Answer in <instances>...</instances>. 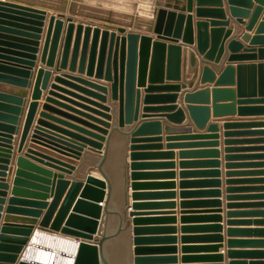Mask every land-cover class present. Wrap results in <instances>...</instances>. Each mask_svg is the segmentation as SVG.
<instances>
[{
	"label": "water",
	"instance_id": "95a60500",
	"mask_svg": "<svg viewBox=\"0 0 264 264\" xmlns=\"http://www.w3.org/2000/svg\"><path fill=\"white\" fill-rule=\"evenodd\" d=\"M226 1V9L223 0L158 2L156 4L163 7L156 8L152 24L146 28L154 37L126 31L123 26H112L113 24H108L111 23L110 19L105 20L101 25H93L75 23L70 16L65 17L61 14L48 16L40 62L46 67H53L56 60L57 68L61 70L68 69L70 72L85 74L88 78L63 74L55 77L54 81L74 86L77 89H79L77 85H83L82 87L87 88H80V90L99 101L71 93V97L86 101L85 103L91 105L78 104L77 106L74 102L76 107L80 106L86 111L75 110L86 120L74 119L90 130L78 128L68 122H62L63 126L79 130L85 137L65 129L59 128L58 130L87 143L92 151L101 155L99 164L95 167L99 176L87 172L81 180H76L74 177L65 178V174H70L74 169L73 166L78 165L83 149L73 142L56 138L38 127L31 129L37 105L35 101L39 98L40 80L43 78L45 82L51 73L49 69L37 65L30 100L24 101L26 111L18 136L17 148L19 152L22 150L31 132L29 135L31 145L40 143L53 149L63 155V159H60L63 162L49 158L44 160L42 157L34 156L29 150L24 153V157L18 156L17 169L12 181L11 195L13 197L9 199V204L16 203L20 207L10 205L6 208L7 215L0 226V264H32L22 261L21 255L35 229L49 230L77 240L78 246L73 264H112L105 245L116 234L128 229L129 224H131L129 228L131 264H158L161 261L175 263L174 256L168 258L141 256L147 252H173L175 248L172 246L146 248L143 245L147 242L172 243L174 238H144L141 236L146 231H172L173 229L138 226L144 221L164 220L165 218H140L138 215L145 214L136 212L143 206L162 204L137 202L146 194L137 192L145 185L137 182L143 174L136 170L148 164L136 162L145 154H139L136 151L138 146L135 144L134 132L127 134L116 128L114 129L116 132H122L124 136L129 135L127 149L129 153L126 155L129 163L125 165L124 177L126 198H130L131 202L126 206V209H129L126 217L110 207L113 182L103 170L102 163L107 151V129L110 128L108 121L111 115L109 114L110 106L103 105V103L107 100L105 95L109 93L111 106H114L117 111L116 125L118 128L137 119L141 98L143 105H146L142 108L143 113L172 112L165 116L180 121L183 117L182 107L178 108L174 104L176 92L180 89H184V99L189 103L185 108L188 109L192 121L197 126H203L208 117V108L203 106L207 105L208 93H211L213 97L211 104L213 117L222 115V111L234 114L235 104L253 105L239 107V115H264V62H246L256 58L264 59V48L254 46L264 43V35L259 34L264 33V23L258 26L252 37L244 32L239 35V38L248 44L247 46L235 37H230L231 30L226 28L230 21L228 16H230L234 18V23L241 24L245 31H250L259 7L255 8L253 16L246 23L243 19L247 15V8L251 6V0ZM255 2H264V0H255ZM192 11L196 17L194 20ZM0 16L12 19L9 20L12 22L0 19V23L9 26H0V45L6 47H0V82L3 83L0 87L13 91L11 94L0 93V119L2 120L0 141L5 143L3 152H0V161L7 163L9 149L13 147L12 135L15 132L18 133L21 123L23 97L29 88L26 78L29 76L30 68L34 67L33 60L38 52V40L41 38V27H43L46 16L43 11L9 2H0ZM62 29H64V36L61 37ZM59 40H61V48L57 52ZM225 50H228L227 57L220 64ZM216 64L219 65L218 68L214 66ZM195 82L201 86H195ZM44 85L43 83L42 87ZM54 87L56 86L52 85L50 88ZM142 92L143 95H141ZM48 94L52 95V92ZM222 98L230 99L232 103L217 104V101ZM45 101H51V98L47 97ZM160 101L172 104L148 106ZM65 107L72 109L67 105ZM45 108L47 106L43 105V110ZM63 115L73 117L68 114ZM39 116L52 120L44 112H40ZM92 121L96 124H91ZM225 121L224 127L228 126L227 121L231 120ZM36 123L40 126L55 127L42 119L36 120ZM249 123L264 125L263 121ZM151 127L158 129V122H142L138 125L137 131H149ZM209 128L215 129V126L212 124ZM103 142H105L104 145ZM31 145L30 148L34 147ZM207 153H216V151ZM25 157L58 172L40 168L41 166L30 163ZM86 157L87 155L81 159ZM1 167L3 170L6 169L4 165ZM9 175L10 173L6 177ZM0 177L5 176L2 173ZM5 185L0 183L2 187ZM128 188L131 190L129 194L127 193ZM3 193L0 192V195ZM157 195L159 194L150 196ZM17 196L27 197L30 200L19 199ZM47 198H50L49 202H46ZM111 214L119 216L115 233L107 231L108 217ZM217 228L215 226L213 229ZM201 247L216 248V246ZM229 254L236 255L237 253L229 252ZM209 258L216 260L215 264H222L221 255L201 259ZM228 264H244V262L230 261Z\"/></svg>",
	"mask_w": 264,
	"mask_h": 264
},
{
	"label": "crops",
	"instance_id": "0c3cea01",
	"mask_svg": "<svg viewBox=\"0 0 264 264\" xmlns=\"http://www.w3.org/2000/svg\"><path fill=\"white\" fill-rule=\"evenodd\" d=\"M0 2L28 6L43 11L46 16L43 27H41V38L38 40V52L35 54V60H33L34 67L30 68L29 76L26 78L29 88L23 97L21 105L23 112L21 114L19 130L17 134L15 132L12 135L13 139L11 143L13 147L9 149L7 163L0 161V175L3 173L5 176L0 177V183L6 184L5 187L0 186V192H4L3 195H0L1 226L7 215L6 208L10 205L20 207L16 203L9 204V199L12 196V181L14 172L17 169L18 156L24 157V153L29 150L34 156L42 157L44 160H46L45 158H49L57 162H63L60 160L61 158L63 159V155H60V153H57L53 149L43 146L40 143L31 145L29 142L31 132H29L22 150L19 152L17 148L18 136L26 111V103L24 104V101L27 102L30 100L31 87L34 83L37 65L49 69L51 73L45 82L43 78L40 80L39 98L35 101L37 105L31 129L38 127L56 138L73 142L83 149L78 160V165L73 166L74 169L71 170L70 174H65V178L71 179L74 177L76 180H81L87 172L94 176H99L95 167L99 164L101 155L92 151L87 143L81 142L72 136L65 135V133L58 130L59 128L65 129L85 137L79 130H75L72 127L71 129L65 127L62 123L68 122L78 128H87L84 124L74 119L86 120L75 110L79 112L86 111L82 107H76L75 105H91L85 103L86 101L83 102L71 97V93L89 99L92 98L91 100H97L80 90V88H87L82 87L83 85H77L79 86V89H77L74 86L65 83H55L54 81L55 77L63 74L88 78L85 74H79L76 71L70 72L68 69L61 70L57 68L56 60L53 67H46L45 64L40 62L48 16L61 14L65 17L70 16L75 23L82 22L83 24L91 23L93 25H101L106 20V17H114L118 20L111 18L113 22L111 21L108 24H113L112 26H123L126 31L139 32L154 37L146 28L152 24L156 8L162 6L156 3H163L165 0H0ZM223 4L226 9L227 1L223 0ZM256 7H259V10L255 15L250 31H245L242 27L243 25L234 23V18L228 16L230 21L226 28H230L231 30L230 37H235L244 46L248 44L243 42L239 38V35L244 32L249 37H252L258 26L264 23V2L257 3L255 0H251V6L247 8V15L243 21L248 22L253 16ZM138 14H145V16L137 19L136 16ZM191 14L194 20L196 18L194 11ZM0 19L6 21L12 20L6 18V16H0ZM0 26L7 25L0 23ZM63 30L61 37L64 36ZM259 34L264 35V33ZM60 44L61 40H59L57 52L60 51ZM254 46L255 48H264V43L255 44ZM0 47L4 46L0 45ZM227 54L228 50H225L221 56L220 64L225 61ZM255 54L257 55V53ZM259 61L264 62V59L256 58L246 62ZM232 64L234 65L235 63ZM214 66L216 68L219 67L218 64ZM43 83L45 87H42ZM0 84L3 83L0 82ZM52 85L56 87L51 89L50 87ZM195 86L200 87L201 85L195 82ZM12 92L0 87V93L11 94ZM49 92H52V95H49ZM141 95H143V92ZM47 97H50L51 101L46 102ZM105 98L107 100L103 105L110 106L109 114L111 115V119L108 121L110 128L107 129V151L102 168L113 182V193L110 201L111 209L119 212L122 216H125L127 210H129L126 209V206L131 200L130 198H126L124 177L125 165L129 163V158L126 156L129 153V150H127L129 146V135L124 136L119 131L127 134L134 132V137L136 138L135 144L138 146L136 151L139 154H145L138 158L136 162L148 164L136 170L138 173L143 174L142 178H139L137 182L145 185L137 192L146 194L137 202L141 204H162L158 206H143L136 212L145 214L138 215L140 218H165L161 221H144L138 226L142 228L173 229L172 231H146L141 235L144 238H174L172 243H166L165 241L156 243L147 242L143 245L146 248L172 246L175 248L173 252H147L141 256L149 258L175 257V263L161 261L158 264H215L214 261L216 260L213 258L201 259L214 255L222 256V264H228L230 261H240L244 262V264H264V125L249 123L264 122V115H239V107L253 105L235 104L236 111L234 114H230L228 111H222V115L213 117L211 110L213 97L211 93H208L207 105H203L208 108V117L203 126H197L192 121L188 109L185 108L189 103L184 99V89H180L176 92V99L174 101V104L178 108L179 106L182 107L183 117L180 121L174 118L169 119L165 116L172 112L143 113L142 108L146 105H143L141 98L137 119L130 124L118 128L116 125L117 111L114 106H111L109 93L105 95ZM231 103L230 99L226 98L217 101V104L223 105ZM170 104L172 103L160 101L153 102L148 106H167ZM43 105L47 106L44 110ZM65 105L72 109L66 108ZM40 112H44L52 120L40 117ZM63 114H68L73 117H66ZM38 119H42L55 127L37 125L36 120ZM225 120H231L227 121L229 125L226 127H224ZM147 121L158 122V129L151 127L149 131L138 132V125ZM0 122H2L1 119ZM91 124L96 123L93 122ZM212 124L215 126V129L209 128ZM115 128L119 131L116 132L114 130ZM104 144L105 142H103ZM30 145L34 147L30 148ZM4 146L5 143L0 141V152H3ZM7 147L6 149H8ZM211 151H216V153H207ZM85 155L87 157L81 159ZM25 159L34 165L41 166L40 168L58 172L27 157ZM3 165L6 166L5 170L1 167ZM9 173V177H6ZM130 192L131 190L128 188L127 193L129 194ZM153 194L159 195L150 196ZM17 198L30 200L22 196H17ZM49 201L50 198H47L46 202ZM118 223L119 216L117 214L109 215L107 231L115 233ZM215 226L218 228L213 229ZM127 228L125 231L119 232L114 238L110 239L114 242H124L126 248L125 255L119 249V257L117 259L115 258L111 262L112 264H131L129 245V228H131V224ZM213 237L218 238L215 239ZM201 246H216V248H213L215 249L213 250ZM229 252H236L237 254L230 255ZM186 257L187 259H191H184Z\"/></svg>",
	"mask_w": 264,
	"mask_h": 264
},
{
	"label": "bare ground",
	"instance_id": "6f19581e",
	"mask_svg": "<svg viewBox=\"0 0 264 264\" xmlns=\"http://www.w3.org/2000/svg\"><path fill=\"white\" fill-rule=\"evenodd\" d=\"M77 240L49 230L36 229L24 247L21 260L32 264H73Z\"/></svg>",
	"mask_w": 264,
	"mask_h": 264
},
{
	"label": "rangeland",
	"instance_id": "374dc122",
	"mask_svg": "<svg viewBox=\"0 0 264 264\" xmlns=\"http://www.w3.org/2000/svg\"><path fill=\"white\" fill-rule=\"evenodd\" d=\"M72 7H74V6H72ZM112 16V15H111ZM110 16V17H111ZM142 16H145V14H138L136 17H137V19L138 18H142ZM111 18H114V17H111ZM111 18H109V17H106V20H108V19H110L111 20ZM115 20H118L117 18H114ZM111 21H113V20H111ZM126 23H129V22H126ZM105 249H106V252H107V255H108V257H109V259H110V261L112 262V261H114L115 260V258L117 259L118 257H119V253H120V251H122L123 252V254L125 255V251H126V248H125V243L124 242H120L119 243V241H113V240H110V241H108L107 243H106V245H105ZM119 249H120V251H119ZM118 251V252H117ZM116 252V253H115ZM117 263V262H116Z\"/></svg>",
	"mask_w": 264,
	"mask_h": 264
}]
</instances>
